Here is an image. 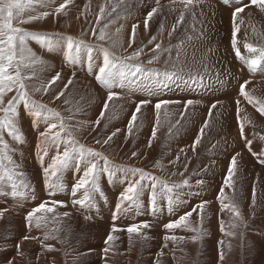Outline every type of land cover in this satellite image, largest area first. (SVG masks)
Listing matches in <instances>:
<instances>
[{
	"label": "rangeland",
	"instance_id": "rangeland-1",
	"mask_svg": "<svg viewBox=\"0 0 264 264\" xmlns=\"http://www.w3.org/2000/svg\"><path fill=\"white\" fill-rule=\"evenodd\" d=\"M21 2L24 3L25 6L22 10H14L16 12V18L13 19L12 21L13 27L19 28L23 30L22 32L28 33V37L25 39L24 45L22 46L25 49V51L23 52V57H24L23 60L20 59V53H19V48L21 47V45L19 44V41H17L18 57L16 58L15 63H17V61L18 63L21 62L19 63L21 64L20 72H21V77L23 78V83L25 85L23 89H20V91L21 92L24 91V93H26L29 104L31 105L34 102L36 107L39 108L41 114L39 116L30 114L25 109L24 101L18 99L15 104L17 112L15 117H13V119L22 135V142H17L11 135H9V132L5 128L0 127V130H2L0 131V138H2L3 141L8 145L6 155L11 161L9 162V159H5L4 152L0 150V175H3L5 177L3 181H0V194H1L0 211H3L0 212V256H1L0 259L2 260L0 261V264H9L8 263L9 261L11 262V264H20V261L22 262L21 264H29L30 262L34 264L35 262L34 259L30 257L31 256L30 253L31 252L34 253V249L37 252H39V254L43 256V258H45V260L41 258L38 264H43V263L49 264L48 262L49 258L46 257L51 255V252L57 251V249H59L58 251L62 253L60 247H64V249L66 248L65 249L66 254L62 253L63 255L61 256L62 260L60 264H64V262L66 264L67 260L68 262H70L69 264H75V263L96 264L95 262L91 263L92 259H94L93 255H91L90 253L91 251L89 252V250L85 249L84 244H86L85 242L90 243L91 241L94 242L97 241L98 239H100V242L102 243L103 241L102 237H104L105 234L107 235L108 232L112 233L113 234L112 236L114 237L113 244L111 245V252L109 254L112 257L119 259L118 261L121 262L122 264H127V262L124 261V258L129 256L128 252L132 256L131 264H151L152 262L154 263L155 261H158L160 259L165 260L166 263L167 262L171 263L173 261L171 257L172 254L167 253V250L169 249L171 250V247L174 248L175 246L176 248L178 247L180 249L181 248L189 249L188 253L187 254L185 253V255L190 261L191 248L189 247V245H187V243L189 242L188 235H190L193 232V230H195V233L197 234L193 232L190 236L193 238V236L196 235L195 238H197L198 241L197 239H195V241H197L196 244L197 246L195 247L196 249H191L194 253L196 252V254H194L196 259L195 258L192 259L191 264L192 263L211 264L210 262L212 261L215 262V260L217 259H222L217 244L218 242H221V232L227 235L228 234L227 228L229 227H233L234 229H236V231L238 232H236L235 230L234 231L236 232V235L239 237L238 239L237 238L234 239L230 237L229 238L230 245H233L235 248H238V245L241 244L240 246L250 248L247 247V245L250 246L249 244L251 243L254 244V243L252 237L250 236L251 233L248 232H250L251 230H252L251 232H255L257 227H262V225L264 226V216H263L264 215L263 212L264 211V201H263L264 176L261 177L262 174H260L261 176L257 175L259 176L258 178L257 176H255L257 181L254 178L253 183L250 182L251 179L253 178V172L257 171L259 164L264 168V163L258 162V161H264V155H263L264 151H262L264 149L263 146L264 145L263 143L264 114H261V112L258 110L264 108V93H262L263 103L259 102V99L261 100V98L258 97L257 94L251 96L250 90L249 93L246 92L247 98L245 96L239 95L240 100L236 98L233 100V102L231 99L225 97L226 94L230 93L228 89L229 88L228 82L234 79L233 76L234 71L230 72L229 70L226 71V73H224L221 67L217 68L216 65H218V63L215 61L216 59L214 57H217L219 55L222 57V59H224V57L216 49V47H214L213 49L210 48L206 50V52H211L209 54L212 55V57H209L208 53H206L205 56L202 55L203 53L201 51L204 50L201 44L202 41L205 42L210 40L211 30H209L208 28L209 25L208 19L199 11H194L195 12L194 15L190 11L185 12L183 14H178L172 10H168V9L162 10L160 7L155 5L152 6L150 5L151 7L149 5H144L143 7L140 6L138 8H134L133 5H136L135 1H131L128 3V6L131 7L129 10L131 12L125 11V9H124L125 13L124 11L123 12L118 11V8L116 6L117 10H115L112 14H110V16L108 14L98 16L96 30L94 32L95 35H93V38L91 39L92 43L95 42L100 43V41L101 43L103 42L99 38L100 37L99 34H102L104 31H106L108 24H110L112 20H115L116 17L119 19H124L122 23H125L126 16L136 13L135 14L136 16L139 15L141 18L144 17L143 20L144 19L146 20L148 13L153 8L156 9V7H158L159 9H161V12L155 13L156 15H154L153 18H150L151 20L148 19V24L152 22L151 23L152 27L149 25L151 27V28L149 27V30L150 31L152 30L151 32L154 34L151 37L155 36V39H157V44H159L160 47H162L166 51L163 53V55H161L162 53L159 52L160 50L152 51L150 53H146L144 51L145 52L144 55L136 57L132 60H128L125 59V57H127L126 55L129 54L122 56L118 55V57L114 56V51H111L112 49H110L109 47L110 44L108 42L109 38L105 37L106 41L104 46L108 48V52L103 54H108L110 62L116 64V67L113 68L112 71L114 73L117 72L110 87L109 86L106 87L101 83H98L95 78L96 74L99 72L97 70L99 69V67L103 66L104 58L103 56L101 57L99 55L97 49H95L94 47L91 46L92 50H90L88 48L89 46H86L88 52L82 47L81 43L83 42L81 41V39L83 41L84 38L88 39L89 34L85 35V37H82V33L78 34L79 26L75 27V31L72 32V34H66L67 35L66 37L70 39L69 41L65 39L66 42H64V49H66V55L63 54L65 61L64 60L62 61V63L65 65L64 67L61 66L62 64H60L61 63L60 60H58L54 56L49 55L52 50L51 47L55 48L54 46H55V42L58 40L57 39L58 35H62L66 33V32H61L63 30L62 26L64 24V21L67 19V18L65 19L64 16L65 14L66 17L68 16L70 9L71 7L74 6L73 4H75V2H73V0L71 1L47 0V3L45 0L44 1L21 0ZM56 2L57 5L55 6ZM119 2L124 3L126 2V0H119ZM65 3L66 6L62 8L59 12H57V8H60L61 4H65ZM79 6L80 4L78 5V7ZM41 8L43 9V11H41ZM188 8H190V4L188 7H186V9ZM196 8L199 9L198 7ZM35 9H39L42 13H46V12L48 13V9H49V13L52 16L49 13H48L49 15L47 16L49 17L51 16L50 17L52 20L51 22H53V23L50 22L51 23L50 25L52 26V27L50 26L51 27L50 30L45 28L44 22L48 20V18L45 15L42 16V18L39 21L40 22L38 25L39 29L35 28L34 25H32L31 23L20 22L21 19H23V17H27L28 12L30 13L32 10ZM192 9L195 8L192 7ZM90 11L91 13H93V0L90 1ZM181 15H183L182 20H181ZM145 20L143 21V23H145ZM65 24L67 25L66 28L68 29L72 28L69 22ZM117 24L118 22H115L113 23V25L112 24L110 25H112L113 28L115 27V29L117 30L119 28L120 30H123V27L117 26ZM238 26L240 27L239 24ZM120 30L116 31L117 33H114V35H118V33H120ZM258 32L259 33L262 32V34H264V30L258 29ZM169 33H171V35H169ZM211 34L213 35V33ZM237 34H239V31H237ZM229 35H231V41H232L233 36L232 34ZM218 38H219L218 36H214V40H215L214 42H218L217 41ZM88 40H90V38ZM196 41H199L197 42L198 43L197 47L199 49L198 53H200V56H198L197 54L194 55V48L195 45L197 44ZM70 42H72L71 50L67 49V47L69 46L68 43ZM248 43L257 50H264V47L261 46L258 47V46H254V43H250V42ZM136 47L138 48L142 47L143 49H145L146 43L144 42L143 44L137 45ZM55 49L58 52L60 50L59 47ZM128 51L129 50H126V52ZM165 53H167L166 56L164 55ZM258 53L261 54V52ZM69 54L72 56V58H74V60L76 61L75 63L66 62L67 56ZM110 54L111 55L113 54L112 57ZM258 56L261 58L264 57L261 55ZM196 57L198 59H196ZM101 58H103V61L100 62L99 59ZM114 58L116 59L118 58V59L115 61ZM150 59L153 61L152 63L148 62ZM209 60L211 61L214 60L213 61L214 63L212 64L211 62L210 64L208 63L204 66L203 64ZM188 61H197V65L194 66V68L190 66L188 67ZM199 61H203V64H201ZM117 63L119 66L117 65ZM135 65L139 66L140 71H136V68L132 67ZM68 67L71 69H69ZM214 67L215 70H213ZM52 69H54L53 70L54 73L50 72L52 71ZM92 69L94 70L92 71ZM69 70L70 71L76 70L73 72L74 76L72 74L74 78H75V74L76 77L78 78L79 76L78 74L84 72L82 70H86V72H88L87 74L89 75L86 80L81 82V84L76 83L77 82L76 80H78L76 78H75L76 80L74 78L73 79L71 78V83H69V78L72 77L69 76L68 74ZM8 71L13 76H15L14 74L16 72L15 66L8 69ZM120 71H124L125 73L123 78H120V76L118 75ZM56 72L59 73L60 76L58 80L56 79L57 82L56 80L53 82V75L55 77V75L57 74ZM61 72L65 74L63 75L61 74ZM42 73H44L45 75ZM47 73L48 75L51 74L52 79L50 78V76L46 75ZM66 74H68L67 76L69 77H67ZM31 77L32 78L34 77L33 78L34 80ZM116 77L119 80H117ZM35 79L39 81L38 85ZM50 84L51 86H49ZM14 88L12 92L7 93V95L5 96V101L10 99L12 96H19V92L16 90V88L15 89ZM60 88L62 92L59 91ZM245 89H248L246 85H245ZM38 90L41 92H39ZM57 91L61 92L59 96V102H57L61 107L59 109L60 112L58 111L59 117L53 116L51 115L52 114L51 113L49 115L50 120L48 119V122L50 124L52 122L56 123L57 128L52 129L53 130L51 131L52 134L49 135V139L47 138V142H45L44 137H42L40 133L44 132L49 127L50 124L48 126L46 125L44 126L45 124L44 121H46L45 115L47 113V108L45 106L46 103L44 102H46L45 100H48L50 96L55 94ZM259 91H264V89L261 88L259 89ZM110 92L114 94L111 100L108 99ZM211 93L212 94L220 93L219 98L212 99V97H210ZM92 97H94V99H92ZM191 99H193L192 103L187 104L186 102L191 101ZM207 99H209L210 101H208ZM164 100L170 101V103L165 104L163 103ZM235 100L236 102H234ZM141 101H147L148 103L140 104ZM238 101L240 105H238L237 103ZM94 102H96L97 104H95ZM112 102H114L115 104ZM116 103L118 105H122L121 107L123 109H121L120 106L118 108V105ZM128 103L130 105H128ZM158 103L161 105L159 109L155 107L156 104ZM257 103L258 104L260 103V105H258ZM138 104L140 105V110L137 112L136 109ZM41 105L43 106L42 108L40 107ZM252 106H255L256 109L253 110ZM116 109L119 110L121 109L122 111L123 110L124 111L119 112V110ZM87 110L88 113L91 115V119H92L91 122L94 124L92 125L91 123V128H94L96 126L97 120L100 119V121L98 123L99 125H97L98 127L97 126L95 127L96 130L95 128L94 129L90 128L89 130L91 134L90 137L91 140L88 141V139H86L88 141L86 143L89 144L91 143L92 147H88L86 145L83 146L85 149L90 148L94 152L101 153V155L93 156L85 152L84 158L83 160H81L78 145L80 144L81 146L82 144L78 139L81 138V136L84 135L85 133L81 132L82 130L80 131L79 128H77L72 122H70L71 120L69 118L72 117L71 115L73 113H78V115H81L83 111H87ZM240 111H243L244 113ZM133 113H135L136 115L135 120H132ZM0 116L3 117L4 113L2 112L1 114L0 112ZM57 117H58V121H56ZM121 120L122 122H124L125 120L124 128H125L126 138L124 143H121V148L116 152V154L118 155L119 152L122 150H123L122 152L124 151L125 152L123 156H120V158H115L110 156L108 153H106L105 149H107L109 145L113 144L115 139L118 137V134L121 129L120 127L121 124H119L121 123ZM33 121H35V126H33ZM117 121H119V123ZM129 121H132L131 131L129 130ZM61 123H63L64 125L63 131H59ZM241 126H243L244 138L241 137ZM72 128L74 129L77 128V129L72 131ZM153 129L157 131L155 133L156 137H153V132H152ZM201 129H203L202 133H201ZM57 132L60 133L59 140H57L55 137V134ZM129 132L130 134L134 133L135 135L133 136L129 135ZM33 133L36 135L35 138L37 139L35 140L36 145L34 144L35 146L33 148V151H31V149L28 147L29 144L31 143L30 139L32 140ZM198 136L200 137L199 142L195 145V147H193L192 144L197 139ZM100 137H102L103 139ZM109 137H111V139H113L114 137V139L111 140L109 139ZM50 138L53 140H51ZM92 138L95 139L93 140ZM96 138L100 139L101 144L96 143ZM69 139L70 140L72 139V141L74 142L72 145L71 143H68ZM99 139H97V141H99ZM135 139L136 140L139 139V140L136 141ZM105 140L109 141L106 143V145L104 143ZM150 140H151V146H149ZM138 142L140 143L138 144ZM246 142L250 143L251 145L250 148L246 146ZM95 144L97 145L94 146ZM116 145H118V143ZM55 146H57L56 148L57 153L61 155L66 147L69 149L75 148L76 151H74L73 153L74 158L70 161L69 165L66 168H60L59 166H57L58 171L55 176H52L51 172H49V184L59 185V187L56 188H49L45 186L44 170L41 167L45 165V162L48 163L47 164L48 167H46L47 169L49 168L50 165L53 164L55 158L51 157L50 151H52V149ZM255 146L257 148H255ZM133 149L134 151L137 150L138 153L139 151L141 152L143 151V153L141 154L142 155L141 159L135 158L133 153H136V155L139 154L137 152H134ZM253 152L256 155H253L252 154ZM231 155L232 158L234 156L236 157L237 163L236 165L233 166L234 171L232 177L230 178V182H229L230 186H226L224 184V180L225 177L228 175V168L230 165V161L232 159ZM87 156L94 158V160L92 159L91 163H95L97 165V177L95 183L96 186H98L99 191L96 192L91 184L86 185V188L88 190V195L90 196V201H86L85 206L83 207L79 205L80 207L77 210H75L73 208L74 205L71 202L66 201L64 198H66L65 196H70L72 194L71 196L74 200L75 197L76 198L80 197L81 199H84L85 189L82 188L79 191H77L75 195H73L72 187H73V177H75L76 179L78 175H81L78 178L80 179L81 177H83V174L85 170L88 168V166L90 167L91 163H89V165H86ZM105 159H107L108 161L107 165H105ZM130 160L135 165L128 163ZM225 161H228V163L227 165H224L225 168H222L221 167L223 166L222 163ZM35 162L40 164L39 167L37 163L35 164ZM106 167H107V171L104 170ZM24 169L26 170L24 171ZM133 169L143 170L144 179L141 180V172L133 171ZM39 170L42 172H40ZM34 172L37 175L34 174ZM22 173L25 175L28 174L27 179L29 181L25 179L26 177L25 175L23 176ZM9 174H11V179H8ZM32 174L33 177L29 176ZM137 180H141V184L143 185V188L140 191L137 202L136 203H133L132 201L121 202L119 200L121 193L126 191L127 187ZM36 181L38 183H36ZM254 181L256 183H254ZM153 183L156 184L155 190H153L152 188ZM261 183H263V185H261ZM41 184L42 185L44 184L43 185L44 187ZM118 184L120 185L118 186ZM146 187L148 188L146 189ZM222 187L224 188L223 196L220 195V191H221L220 188ZM38 188L40 190H38ZM119 190L120 191L122 190L123 192H120ZM50 193H54V194H50ZM8 194H10L9 195L10 197H8ZM153 194L155 195V211H153V207L151 204V198L153 197ZM257 197H259V199ZM169 200L172 201L171 205H169ZM248 200L251 201L248 202ZM54 201L63 202V206H61L60 204H54L53 203ZM203 202H207V203H205L203 209H201L199 205H201ZM36 203H38L39 205L41 203H45L46 207H52L54 209L52 212H46L41 210L34 214V216L39 215L37 216L39 227L42 230H45V234L47 235L46 237L49 240L40 234L36 235L33 232H29L28 229L26 231L27 234H25L24 231L23 236H19L18 238H16L17 234L16 233L13 234V232L15 231L14 228L12 229V227L14 226L13 225L14 221H12L11 219L12 215L13 214L19 215L21 213L24 218L26 214L31 213L33 212L34 209L38 208L39 205ZM118 203L121 204V208L119 210L116 207ZM252 203H254V208ZM28 204H33L32 205L33 207L31 206L29 209L23 210L22 208L27 206ZM221 205H224L226 209L229 208V210L232 208L234 209V207L236 206L237 208H235L234 210L237 209L239 210L236 211L239 213V215L237 216H241L244 214L245 217H247L249 215L248 218H251L252 220L251 219L249 220L248 218L246 220L244 216H241L242 218L244 217L243 220L241 217H236L235 214L234 217L235 219L232 220L233 222L227 220L223 221L222 217H220L222 216L223 214L222 212L224 210V209L222 210ZM240 206L244 208L243 210H246L245 213L248 214L247 216L245 213L242 214V212L244 211ZM248 206L250 207L251 210L249 209ZM170 207H171V211L169 210ZM64 208L65 209L67 208L66 210L72 211L70 213L73 216L74 214H76L74 216L75 219L72 218L70 215H67L66 217L64 215L65 212H62ZM217 209L218 212H215ZM247 210L251 212H248ZM85 211L87 214L85 213ZM80 212H83V214L85 213L84 214L85 216L84 215L82 216ZM111 212L113 213L111 214ZM188 212H191V215L188 216L186 221L179 226L178 233H176L178 227H176V229L172 228L171 230L165 227L170 222L178 220L181 216H184ZM255 212L256 214L258 213L260 216L258 214L257 216ZM1 213L4 214L7 213L6 214L7 216L3 214L4 216L1 217ZM109 213L111 217L112 216L115 217L113 218V220L112 218L107 219ZM4 217H6V220ZM61 218L63 220H61ZM238 218H241V220L245 222H243L242 224V222L238 220ZM236 219L238 221H236ZM110 220H112L115 224L110 225ZM66 221L67 222L71 221L70 223L73 226H71L70 223L67 224ZM8 222L11 224H9ZM223 222L226 223V225ZM144 223H147L148 227L138 228L137 233L134 232L130 234L126 231V229L130 226L141 225ZM246 223L248 224L246 225ZM191 224L192 226L194 225L193 226L194 228L191 227ZM114 226L121 230L113 232L111 229H113ZM101 230L103 233L101 232ZM126 232L128 233V235ZM169 235L170 237L173 236L176 237V239H165V237H169ZM25 236L30 237L29 239H27L29 245H27L26 243L22 244L21 240H23V237ZM37 236L39 238L42 237L40 238L42 241L39 240ZM33 237H35L34 240ZM128 238L129 239L133 238L136 248L134 250L133 247H130L129 251L127 252L126 247L129 244ZM216 239L219 240L217 241ZM13 240H16L18 242L21 241L19 242L20 245L19 243H16L11 246ZM163 240H165V245L162 246ZM168 240H172V241L168 242ZM106 242L108 243V240ZM49 244L50 245L52 244L54 246V250L51 247L49 248ZM174 244H177L178 246ZM17 245H19V248L16 247ZM21 245L22 246L25 245V247L24 246L23 247L25 248L26 251L24 250L23 247H21ZM167 245L168 247H166ZM14 247L18 250L20 249L25 252L24 257H21V260L18 259V261L15 263L12 262L11 254L13 255V253L17 252L18 250L16 251L15 249L13 253H11L12 250H10V248H14ZM33 247L34 249H32ZM206 247H209L207 248L208 250L206 249ZM31 249L33 251L30 252ZM2 250L6 251L5 252L6 254L4 253L5 255L1 254ZM211 251L212 252L215 251L216 253L215 252L212 253ZM244 251L247 257L251 255L250 249ZM212 255L214 258H212ZM96 259H99V257H95L94 260ZM42 260H44L45 262ZM104 261L105 259L101 262V264H105Z\"/></svg>",
	"mask_w": 264,
	"mask_h": 264
},
{
	"label": "bare ground",
	"instance_id": "bare-ground-1",
	"mask_svg": "<svg viewBox=\"0 0 264 264\" xmlns=\"http://www.w3.org/2000/svg\"><path fill=\"white\" fill-rule=\"evenodd\" d=\"M25 1V0H24ZM27 1V0H26ZM44 1V0H43ZM46 1V3H47V0H45ZM62 1H64V0H62ZM66 1H71V0H66ZM90 1L91 0H73V2H75V4H73L74 6L73 7H71V9H70V11H69V13H68V16L66 17V14H65V21H64V24H63V30L61 31V32H66L65 34H62V35H58V40L55 42V48H57V47H59L60 48V50H59V52L58 51H56V49L55 48H53V47H51V52H50V56H54V57H56L58 60H60L61 61V63L60 64H62L61 66H65L63 63H62V61L64 60V57H63V54H65L66 55V49H64V42H66L65 41V39H67V41H69V38L68 37H66L67 35L66 34H72V32H74L75 31V27H78L79 26V28H78V34H80V33H82V37H85V35H87V34H89V36H88V39L90 38V40H88L87 38L85 39L84 38V41H85V43H84V41L81 39V41L83 42V43H81L82 44V47L87 51V49H86V46H89L88 48L90 49V50H92V47H94L95 49H97V51H98V53H99V55L102 57L103 56V58H104V56H105V54H103V53H107L108 52V48H106V46H104L105 45V39L106 38H109V47H110V49H112L111 51H114V56H117L118 57V55L120 56H122V55H126V54H132V53H134L135 51H137V50H140V49H142V51H141V53H140V55L139 56H142V55H144V53L146 52V53H150V52H152V51H158V50H160L159 52H161L162 54L161 55H163V53L164 52H166L162 47H160L159 49H156V45H157V39H153V38H155V36H153V37H151L152 35H154L150 30H149V27L151 26V23H149V24H147V29L145 28V23H143V21L145 20H143V18L144 17H140L139 15H135V14H131V15H128V16H126V19H125V23H122V21L124 20V19H119V18H117L116 17V19L115 20H112L111 21V23L110 24H112L113 25V23H115V22H118V24H117V26H122L123 27V30H120V28L117 30V29H115V27L113 28L112 27V25H110V24H108V26H107V30L106 31H104L102 34H99V36H101V35H103L104 36V39H101L103 42L101 43V41H100V43H92L91 42V39L93 38V35H94V32H95V30H96V25H97V18H98V16H100V15H106V14H108L109 16H110V14H112L115 10H117L116 9V6H117V8H118V11H121V12H123L124 11V9H125V11H128V12H131V11H129L130 10V8L131 7H129L128 6V3L129 2H131V1H135V3H136V5H133V2H132V5H133V7L134 8H138V7H140V6H144V5H155V6H158V7H160L162 10H172V11H174V12H176V13H178V14H183V13H185V12H191V13H193L194 15H195V12L194 11H199L200 13H202L207 19H208V22H209V25H208V28H209V30H211V33H213V35L210 33V40H208V41H202V46H203V49L204 50H202L201 52L203 53L202 55L203 56H205V54L206 53H211V52H206V50L207 49H210V48H214V47H216V49L223 55V57H224V59H222V57L219 55V56H217V57H214L216 60V62L218 63V65H216L217 66V68H219V67H221L222 68V70L224 71V73H226V71H229L230 70V72H232V71H234L233 72V76H234V79L233 80H231V81H229L228 82V85H229V91H230V93H228V94H226L225 95V97H227V98H229V99H231L232 100V102H233V100L234 99H239V95H240V86L242 85V84H245V82L247 81L248 83L247 84H245L247 87H248V89H245L246 90V92L247 93H249V90H250V95L251 96H253V95H255V94H257L258 95V97H260L261 98V100L259 99V102H261V103H263L262 102V93H264V91H259V89H264V71H263V67H261L260 68V70H259V72L256 74V75H253L252 73H250L248 70H247V68H245L244 66H243V64H242V62L241 61H239L237 58H236V54H235V52H234V50H233V45H232V41H231V35H229V34H232L233 33V16H232V14H233V9H229V8H227V7H225V6H223L222 4H220L217 0H193V2L190 4V8H188V9H186V6H185V4H184V2H183V0H158V2H157V0H126V2H124V3H122V2H119V0H93V13H91V11H90ZM59 2V1H58ZM61 2V1H60ZM45 3V4H46ZM63 3V2H62ZM24 4V3H23ZM49 4V3H48ZM55 4V3H54ZM80 4V6L78 7V5ZM50 5V4H49ZM57 5V2H56V4H55V6ZM65 5H66V3H65ZM51 6V5H50ZM107 6V7H106ZM150 6V7H151ZM189 5H187V7H188ZM40 7V6H39ZM69 7V6H68ZM158 7H156V12L155 13H159V12H161V9H159ZM192 7H194L195 9H192ZM196 7H198L199 9H197ZM45 8V7H44ZM101 9H103V11H101ZM152 9V8H151ZM178 9H180V10H178ZM46 10V9H45ZM51 10V9H50ZM184 10H186V11H184ZM41 11H43V9L41 8ZM39 9H35V10H32L30 13L28 12V14H27V17H23V20H28V17H37V19H34V20H30V21H28V22H26V23H31L32 25H34V27L35 28H38V25H39V21H40V19L42 18V16H44L43 15V13L41 12ZM125 11H124V13H125ZM46 12V11H45ZM51 12V11H50ZM167 12V11H166ZM47 13V12H46ZM48 13H49V9H48ZM153 14V16L151 17V18H153L154 17V15H156V14ZM50 14V13H49ZM48 14V15H49ZM126 14H127V12H126ZM25 15H26V13H25ZM51 15V14H50ZM91 15H92V17H91ZM52 16V15H51ZM50 16V17H51ZM19 17H21V16H19ZM46 17L48 18V20L46 21V22H44L45 23V28H47V29H49L50 30V28L52 27L50 24L51 23H53V22H51L52 20H51V18L49 17V16H47L46 15ZM146 17V16H145ZM148 17V16H147ZM146 17V18H147ZM201 17H202V15H201ZM54 19V18H53ZM63 19V18H62ZM105 19V18H104ZM18 20V19H17ZM101 20V19H100ZM151 20V19H150ZM177 20V19H176ZM15 21V20H14ZM129 21V22H128ZM51 22V23H50ZM54 22H55V20H54ZM67 22H69L70 24H71V26H72V28H66V24L65 23H67ZM100 22V21H99ZM253 22H254V24H253ZM42 23V22H41ZM235 23H236V27L238 28V30L237 31H239V34H238V39L241 41V44H236V48L237 49H240V50H242L243 51V47H244V45L245 44H249L248 42H250V43H254V46H258V47H264V34H262V32L261 33H259L258 32V29L259 30H264V11H261V8H259V7H256V8H253L252 10H247V11H245L243 14H241V15H237V17H236V21H235ZM240 25V27L238 26V24ZM59 24V23H58ZM55 25V24H54ZM57 25V24H56ZM136 26V28H135V33H133V26ZM150 25V26H149ZM51 26V27H50ZM259 27V28H257V27ZM62 27H60V28H62ZM106 27V26H105ZM152 27V26H151ZM150 27V28H151ZM24 28H25V26H24ZM55 28V27H54ZM54 28H53V30H54ZM39 29V28H38ZM42 30V29H41ZM49 30H48V32H49ZM120 30V33H118V35H114V33H117L116 31H119ZM23 31V30H22ZM29 31V30H28ZM52 31V30H51ZM58 31V30H57ZM56 31V32H57ZM70 32V33H69ZM77 32V31H76ZM97 32V31H96ZM100 33V32H99ZM50 34V33H49ZM76 34V33H75ZM56 35V34H55ZM156 36H158V35H156ZM207 36H208V34H207ZM214 36H218L219 38H218V42H214L215 40H214ZM106 37V38H105ZM113 38V39H112ZM164 38V37H163ZM49 39V38H48ZM95 39V38H94ZM161 39V38H160ZM96 40V39H95ZM97 41V40H96ZM98 41V42H99ZM34 42V41H33ZM146 43V50L145 49H143L142 47H136L137 45H140V44H143V43ZM197 42H199V41H196V43ZM200 42H201V40H200ZM78 43V42H77ZM159 43V42H158ZM32 44V43H31ZM37 44V43H36ZM69 44V43H68ZM79 44V43H78ZM197 45H198V43L195 45V48H194V55L195 54H197L198 56H200V53H198L199 52V49H198V47H197ZM212 45H214V46H212ZM39 46V45H38ZM92 46V47H91ZM41 47V46H40ZM39 47V48H40ZM67 49H69V47H67ZM31 50V49H30ZM29 50V51H30ZM44 50V49H43ZM126 50H129L128 52H126ZM81 51V50H80ZM85 51V52H86ZM145 51V52H144ZM215 51V50H214ZM88 52V51H87ZM126 52V53H125ZM246 52H249L248 50L246 51ZM257 52H260L259 50L257 51ZM101 53V54H100ZM117 53V54H116ZM216 53V52H215ZM219 53V54H220ZM84 54V53H83ZM153 54V53H152ZM166 54L167 53H165L164 55L166 56ZM29 55V54H28ZM108 55V54H107ZM111 55V54H110ZM113 55V54H112ZM112 55H111V57H112ZM129 55H126V56H129ZM160 55V54H159ZM201 55V56H202ZM215 55V54H214ZM209 57H212V55H208ZM18 57V56H17ZM157 57V56H156ZM155 57V58H156ZM170 57V56H169ZM169 57H168V59H169ZM226 57V58H225ZM103 58H101V59H99L100 60V62L101 61H103ZM143 58V57H142ZM181 58V57H180ZM205 58V57H204ZM27 59V58H26ZM74 59V58H73ZM115 59V61L118 59H116V58H114ZM134 59V58H133ZM196 59H198L197 57H196ZM208 59V58H207ZM19 60V59H18ZM129 60V59H128ZM132 60V59H131ZM156 60V59H155ZM160 60V59H159ZM164 60V59H163ZM167 60V59H166ZM202 60V59H201ZM65 61V60H64ZM214 60H209V61H207L206 63H204L203 64V61H199L201 64H203L204 66L206 65V64H210L211 62H212V64L214 63L213 62ZM67 62V61H66ZM165 62V61H164ZM183 62V61H182ZM17 63H18V61H17ZM19 63H21V62H19ZM163 63V62H162ZM176 63V62H175ZM32 64V63H31ZM160 64V63H159ZM21 65V64H20ZM43 65V64H42ZM51 65V64H50ZM77 65V64H76ZM117 65H118V63H117ZM197 65V61H188V67L190 66V67H192V68H194V66H196ZM45 66V65H44ZM48 66V65H47ZM54 66V65H53ZM119 66V65H118ZM200 66V65H199ZM215 66V65H214ZM34 67V66H33ZM46 67V66H45ZM55 67V66H54ZM102 67V66H101ZM202 67V66H201ZM213 67V66H212ZM69 68V67H68ZM67 68V69H68ZM100 68V67H99ZM10 69V68H9ZM50 69V68H49ZM56 69V68H55ZM65 69V68H64ZM63 69V70H64ZM69 69H71V68H69ZM74 69V68H73ZM85 69V68H84ZM211 69V68H210ZM21 70V69H20ZM51 70V69H50ZM53 70L54 69H52V71H50L51 73L53 72ZM81 70V69H80ZM94 69H92V71H93ZM213 70H215V67H214V69ZM217 70V69H216ZM38 71V70H37ZM42 71V70H41ZM59 71V70H58ZM74 71H76V70H74ZM73 70L72 71H68V74H69V76H72V74H73V76H74V72ZM82 71H84V72H81V73H79L78 75V78L76 77V74H75V78L76 79H78V80H76L73 76L72 77H70V78H74L77 82L76 83H80L81 84V82L82 81H84V80H86L87 79V77H88V75L89 74H87L88 72H86V70H82ZM97 71H99V69L97 70ZM39 72V71H38ZM60 72V71H59ZM79 72V71H78ZM33 73V72H32ZM44 73H45V71H44ZM44 73H42V74H44ZM54 73V72H53ZM57 73V72H56ZM117 73V72H116ZM209 73V72H208ZM15 74V73H14ZM26 74H28V73H26ZM50 74V73H49ZM61 74H63L62 72H61ZM65 74V73H64ZM63 74V75H64ZM68 74H66V76L68 75ZM212 74H213V71H212ZM35 75H37V74H35ZM40 75V74H39ZM45 75V74H44ZM46 75H48V73L46 74ZM26 76V75H25ZM48 76H50V78L52 79V76H51V74L50 75H48ZM47 76V77H48ZM56 76V75H55ZM66 76H65V78H66ZM69 76H67V77H69ZM28 77V76H27ZM53 77H54V75H53ZM207 77V76H206ZM32 78V77H31ZM34 78V77H33ZM32 78V79H33ZM69 78V79H70ZM90 78V77H89ZM117 78V77H116ZM121 78V77H120ZM30 79V78H29ZM39 79V78H38ZM42 79V78H41ZM46 79V78H45ZM44 79V80H45ZM48 79V78H47ZM93 79V78H92ZM34 80V79H33ZM36 80V82H37V85H38V83H39V81L37 80V79H35ZM43 80V81H44ZM58 80V79H57ZM57 80H56V82H57ZM89 80V79H88ZM117 80H119L118 78H117ZM117 80H116V83H117ZM122 80V79H121ZM59 81H60V79H59ZM68 81V80H67ZM90 81V80H89ZM35 82V81H34ZM40 82H41V80H40ZM44 83V82H43ZM59 83V82H58ZM123 83V82H122ZM33 85V84H32ZM43 85V84H42ZM47 85V84H46ZM65 85V84H64ZM87 85V84H86ZM89 85V84H88ZM116 85V84H115ZM45 86V85H44ZM49 86H51V84L49 85ZM91 86V85H90ZM36 87V86H35ZM69 87V86H68ZM77 87V86H76ZM110 87V86H109ZM112 87V86H111ZM41 88V87H40ZM46 88V87H45ZM48 88V87H47ZM86 88V87H85ZM114 88V87H113ZM127 88H128V86H127ZM15 89V88H14ZM50 89V88H49ZM64 89V88H63ZM87 89V88H86ZM125 89H126V87H125ZM101 90H103V89H101ZM39 91V90H38ZM41 91H42V89H41ZM41 91H39V92H41ZM52 91V90H51ZM59 91H61V88L59 89ZM59 91H57L55 94H53V95H51L50 96V98L48 99V100H45L46 102H44V103H46L45 104V106H46V108H47V113H46V117H45V120L47 121H44V126L46 125V126H48L50 123L48 122V119L50 118V114L51 113H58V111H59V109L61 108L60 107V105L57 103V102H59V96H60V93L62 92H59ZM68 91H69V89H68ZM89 91V90H88ZM121 91V90H120ZM192 91V90H191ZM24 92V91H23ZM28 92V91H27ZM46 92V91H45ZM48 92V91H47ZM50 92V91H49ZM35 93V92H34ZM51 93V92H50ZM85 93V92H84ZM189 93V92H188ZM45 94V93H44ZM63 94V93H62ZM75 94V93H74ZM86 94V93H85ZM93 94V93H92ZM220 94V93H219ZM219 94H216V93H214V94H212L211 93V96L210 97H212V99L213 98H215V99H218L219 98ZM35 95V94H34ZM36 95H37V93H36ZM77 95H78V93H77ZM39 96V95H38ZM37 96V97H38ZM93 96V95H92ZM105 96V95H104ZM155 96V95H154ZM106 97V96H105ZM193 97V96H192ZM102 98V97H101ZM197 98V97H196ZM195 98V99H196ZM32 99H34V98H32ZM36 99V98H35ZM92 99H94V97H92ZM99 99V98H98ZM211 99V98H210ZM211 99V100H212ZM228 99V100H229ZM244 99V98H243ZM39 100V99H38ZM44 100V99H43ZM63 100V99H62ZM87 100V99H86ZM116 100V99H115ZM118 100V99H117ZM131 100H133V99H131ZM193 99H191V101H192ZM208 101H210L209 99H207ZM240 100V99H239ZM255 100H256V98H255ZM89 101V100H88ZM106 101V100H105ZM104 101V102H105ZM121 101V100H120ZM136 101V100H135ZM165 101V100H164ZM196 101V100H195ZM213 101V100H212ZM223 101V100H222ZM244 101V100H243ZM97 102H98V100H97ZM103 102V101H102ZM109 102H111V101H109ZM134 102V101H133ZM137 102V101H136ZM161 102V101H160ZM163 102V101H162ZM234 102H236V100L234 101ZM41 103V102H40ZM92 103V102H91ZM95 104H97L96 102H94ZM112 103H114V102H112ZM111 103V104H112ZM210 103V102H209ZM215 103V102H214ZM241 103V102H240ZM43 104V103H42ZM83 104V103H82ZM99 104V103H98ZM101 104V103H100ZM103 104V103H102ZM105 104V103H104ZM115 104V103H114ZM113 104V105H114ZM117 104V103H116ZM122 104V103H121ZM124 104V103H123ZM231 104V103H230ZM233 104V103H232ZM258 104V103H257ZM91 105V104H90ZM110 105V104H109ZM118 105V104H117ZM117 105H116V108H117ZM128 105H130L129 103H128ZM238 105H240V104H238ZM246 105V104H245ZM248 105H250V104H248ZM258 105H260V103L258 104ZM88 106V105H87ZM93 106V105H92ZM96 106H99V105H96ZM119 106L121 107L122 105H118V108H119ZM154 106V105H153ZM244 106V105H243ZM262 106V105H261ZM62 107H63V105H62ZM65 107V106H64ZM239 107V106H238ZM247 107V106H246ZM96 108V107H95ZM240 108V107H239ZM252 108H253V110L254 109H256L255 108V106H252ZM73 109V108H72ZM89 109V108H88ZM94 109V108H93ZM97 109V108H96ZM98 109H101V108H98ZM113 109V108H112ZM121 109H123L122 107H121ZM119 110V109H116V110H119V112L120 111H122V110ZM243 109V108H242ZM246 110V109H245ZM249 110V109H248ZM247 110V111H248ZM42 111V110H41ZM72 111V110H71ZM74 111V110H73ZM97 111V110H96ZM124 111V110H123ZM122 111V112H123ZM44 112V111H43ZM60 112V111H59ZM118 112V111H117ZM136 112V111H135ZM236 112V111H235ZM240 112H243V111H240ZM84 113V114H83ZM83 113L81 114V115H78V113H73L71 116L72 117H70L69 119L71 120L70 122H72L77 128H79L80 129V131L81 132H83V133H85L84 135H82L81 136V138H79L78 140L81 142V144L82 145H86V146H88V147H92V144L90 143H86V142H88L89 140H91V134H90V132H89V130H90V128H91V115L88 113V110L87 111H83ZM103 113V112H102ZM125 113V112H124ZM233 113V112H232ZM244 113V112H243ZM1 114H2V112H1ZM117 114V113H116ZM52 115V114H51ZM61 115V114H60ZM97 115V114H96ZM99 115V114H98ZM118 115V114H117ZM239 115V114H238ZM243 115V114H242ZM65 116V115H64ZM93 116H94V114H93ZM92 116V117H93ZM120 116V115H119ZM125 116V115H124ZM1 117V116H0ZM59 117V116H58ZM58 117H57V120H56V118H55V120L56 121H58ZM66 117V116H65ZM100 117V116H99ZM98 118V117H97ZM30 119V118H29ZM53 119H54V117H53ZM68 119V118H67ZM95 119H96V117H95ZM127 119V118H126ZM259 119V118H258ZM50 120V119H49ZM55 120H53V121H55ZM69 121V120H68ZM99 121H100V119H99ZM63 122V121H62ZM118 123H119V121H117ZM27 123H28V121H27ZM52 123H54V122H52ZM64 123V122H63ZM56 124V123H55ZM119 124H121V129H120V132H119V134H118V137L115 139V141H114V143L113 144H111V145H109V147L107 148V149H105V151H106V153H108L110 156H112V157H115V158H120V156H123V154H124V152H122V151H120L119 152V154L117 155L116 154V152L118 151V150H120V148H121V143H124V141H125V138H126V135H125V128H124V124H125V120H124V122H122V120H121V123H119ZM26 125V124H25ZM59 125V124H58ZM92 125H94L93 123H92ZM97 125H99V124H96V126ZM117 125V124H116ZM200 125V124H199ZM43 126V127H44ZM95 126V127H96ZM94 127V126H93ZM94 127V128H95ZM98 127V126H97ZM117 127V126H116ZM21 128V127H20ZM77 128H75V129H77ZM94 128H91V129H94ZM115 128V127H114ZM113 128V129H114ZM197 128V127H196ZM3 129V128H2ZM66 129V128H65ZM74 128H72V131L73 130H75ZM71 130V129H70ZM95 130H96V128H95ZM94 130V131H95ZM98 130H100V129H98ZM118 130V129H117ZM154 130V129H153ZM0 131H2V130H0ZM53 131V130H52ZM54 131H56V130H54ZM60 131V130H59ZM67 131V130H66ZM131 131V130H130ZM141 131V130H140ZM197 131V130H196ZM102 132V131H101ZM107 132V131H106ZM153 132V131H152ZM151 132V133H152ZM157 131H155V133H156ZM112 133V132H111ZM117 133V132H116ZM132 133V132H131ZM150 133V134H151ZM250 133V132H249ZM50 134H52V133H50ZM63 134V133H62ZM65 134V133H64ZM81 134V133H80ZM93 134V133H92ZM97 134V133H96ZM104 134V133H103ZM110 134V133H109ZM108 134V135H109ZM54 135V134H53ZM53 135H51V136H53ZM98 135V134H97ZM102 135V134H101ZM113 135V134H112ZM129 135H135L134 133L133 134H130V132H129ZM94 136V135H93ZM96 136V135H95ZM36 137V135L33 133V135H32V140L30 139L31 138V135H30V141H31V143L29 144V147L28 148H30L31 149V151H33V148H34V146L36 145L35 144V140L37 139V138H35ZM61 137H64V136H61ZM103 137V136H102ZM102 137H100V138H102ZM137 137H139V136H137ZM142 137H143V135H142ZM156 137V136H155ZM52 138V137H51ZM50 138V139H51ZM105 138V137H104ZM192 138V137H191ZM45 139V138H44ZM43 139V140H44ZM48 139H49V137H48ZM86 139H88V141L86 140ZM93 140L95 139V138H92ZM97 139H99V138H96V143H97ZM103 139V138H102ZM113 139H114V137H113ZM113 139H111V140H113ZM51 140H53V139H51ZM70 140V139H69ZM75 140V139H74ZM136 140V139H135ZM139 140V139H138ZM138 140H136V141H138ZM191 140V139H190ZM194 140V139H193ZM71 141H72V139H71ZM99 141H100V139H99ZM108 141V140H107ZM145 141V140H144ZM73 142V141H72ZM109 142V141H108ZM146 142V141H145ZM144 142V143H145ZM191 142V141H190ZM45 143V142H44ZM74 143V142H73ZM73 143H71V145L73 144ZM93 143V142H92ZM118 143V145H116ZM140 142H138V144H139ZM264 143V142H263ZM35 144V145H34ZM42 144V143H41ZM94 144V143H93ZM101 144V143H100ZM147 144V143H146ZM192 144V143H191ZM197 144V143H196ZM195 144V145H196ZM51 145V144H50ZM97 144H95L94 146H96ZM99 145V144H98ZM106 145V144H105ZM144 145V144H143ZM42 146V145H41ZM67 146V145H66ZM79 147H80V144L78 145ZM140 146V145H139ZM191 146V145H190ZM192 146H193V144H192ZM225 146V145H224ZM264 146V145H263ZM47 147V146H46ZM69 147V146H68ZM128 147V146H127ZM130 147V146H129ZM144 147V146H143ZM228 147V146H227ZM57 146H55L53 149H52V151H50L51 152V157H53V158H55L56 156H57ZM87 148V147H86ZM94 148V147H93ZM231 148V147H230ZM255 148H257L256 146H255ZM261 148V147H260ZM263 148V147H262ZM90 149V148H89ZM95 149V148H94ZM128 149V148H127ZM141 149V148H140ZM192 149H193V147H192ZM126 150V149H125ZM237 150V149H236ZM239 150V149H238ZM258 150V149H257ZM264 150V149H263ZM45 151V150H44ZM127 151V150H126ZM133 151H134V149H133ZM231 151V150H230ZM244 151V150H243ZM28 152V151H27ZM42 152V151H41ZM49 152V151H48ZM132 152V151H131ZM134 152H137L138 153V151L136 150V151H134ZM39 153V152H38ZM104 153V152H103ZM105 153V154H106ZM143 153V151L141 152V151H139V155H135V158L137 159V158H139V159H141L142 157V154ZM236 153V152H235ZM244 153V152H243ZM254 153V152H253ZM252 153V154H253ZM260 153V152H259ZM12 154V153H11ZM35 154V153H34ZM101 154V153H100ZM145 154V153H144ZM233 154V153H232ZM88 155V154H87ZM149 155V154H148ZM152 155V154H151ZM230 155V154H229ZM264 155V154H263ZM262 155V156H263ZM26 156V155H25ZM35 156V155H34ZM126 156V155H125ZM129 156V155H128ZM12 157V156H11ZM36 157V156H35ZM38 157V156H37ZM230 157V156H229ZM39 158V157H38ZM37 158V159H38ZM122 158V157H121ZM231 158H232V155H231ZM230 158V159H231ZM51 159V158H50ZM92 159L94 160V158H91L90 156H87L86 157V165H89V163H91V161H92ZM108 159V158H107ZM112 159V158H111ZM30 160H31V157H30ZM33 160V159H32ZM35 160V159H34ZM123 160H124V158H123ZM203 160V159H202ZM8 161V160H7ZM45 161V160H44ZM44 161H43V163H44ZM205 161V160H204ZM38 162V161H37ZM37 162H35V164L37 163ZM112 162V161H111ZM206 162V161H205ZM222 162V161H221ZM2 163V162H1ZM8 163V162H7ZM20 163V162H19ZM128 163H130V164H133V165H135L134 163H132V161L130 160ZM227 163H228V161H225V162H223L222 164H223V166H221L222 168H225L224 167V165H227ZM9 164V163H8ZM11 164V163H10ZM38 164V163H37ZM40 164H41V161H40ZM40 164H38V167H39V165ZM47 162H45V165L44 166H42L41 168L43 169V170H45V169H47L46 167H48L47 166ZM20 165V164H19ZM21 165H22V163H21ZM91 165V164H90ZM123 165V164H122ZM125 165V164H124ZM37 166V165H36ZM147 166H149V165H147ZM87 167V166H86ZM89 167V166H88ZM140 167V166H139ZM220 167V168H221ZM199 168V167H198ZM86 169V168H85ZM154 169V168H153ZM216 169V168H215ZM26 169H24V171H25ZM197 170V169H196ZM255 170V169H254ZM23 171V172H24ZM40 171V170H39ZM28 172V171H27ZM36 172V171H35ZM34 172V174H36ZM40 172H42V171H40ZM123 172V171H122ZM19 173H21V172H19ZM119 173V172H118ZM121 173V172H120ZM224 173V172H223ZM122 174V173H121ZM260 174H262V176L260 175ZM22 175L24 176L25 174H23L22 173ZM28 175V174H27ZM27 175H25V179H27ZM37 175V174H36ZM257 175H259V176H261V177H263L264 176V168L262 167V166H260V164H259V166H258V169H257V171L256 172H253V178L251 179V181H250V179H249V181L251 182V183H253V179L255 178V176H257ZM29 176H31V177H33V174L32 175H29ZM81 175H78L77 176V178L75 179V177H73V185L75 184V183H77L78 182V178L80 177ZM107 176V175H106ZM120 176V175H119ZM125 176V175H124ZM127 176V175H126ZM212 176V175H211ZM259 176H257V178L259 177ZM123 177V176H122ZM223 177V176H222ZM30 178V177H29ZM36 178V177H35ZM32 179V178H31ZM30 179V180H31ZM34 179V178H33ZM41 179V178H40ZM126 179V178H125ZM256 179V178H255ZM28 180V179H27ZM38 180V179H37ZM117 180V179H116ZM25 181V180H24ZM29 181V180H28ZM256 181H257V179H256ZM216 182H218V181H216ZM30 183V182H29ZM36 183H38L37 181H36ZM42 183V182H41ZM117 183V182H116ZM250 183V184H251ZM254 183H256L255 181H254ZM221 184V183H220ZM219 184V185H220ZM42 185V184H41ZM44 185V184H43ZM42 185V186H43ZM120 184H118V186H119ZM261 185H263V183H261ZM33 186V185H32ZM116 186V185H115ZM44 187V186H43ZM217 187V186H216ZM221 187V186H220ZM121 188V187H120ZM148 187H146V189H147ZM252 188V187H251ZM117 189V188H116ZM119 189V188H118ZM221 189V188H220ZM263 189H264V186H263ZM37 190V189H36ZM38 190H40L39 188H38ZM252 190V189H251ZM120 191V190H119ZM97 192V191H96ZM120 192H123L122 190L120 191ZM251 192V191H250ZM41 193V192H40ZM146 193H147V190H146ZM114 194H116V193H114ZM1 195V194H0ZM10 194H8V197H10L9 196ZM72 195V194H71ZM65 196L66 198H64L66 201H69V202H71L74 206H73V208L75 209V210H77L80 206V204H74L73 203V201H75V200H81V198L80 197H78V198H76L75 197V200L72 198V196ZM118 195V194H117ZM255 196V195H254ZM256 197V196H255ZM2 198V197H1ZM244 198V197H243ZM258 199H259V197H257ZM256 198V199H257ZM3 199V198H2ZM100 199V198H99ZM98 199V200H99ZM227 199V198H226ZM253 199V198H252ZM257 199V200H258ZM103 200V199H102ZM102 200H101V203H102ZM109 201V200H108ZM249 201H251V200H248V202ZM256 201V200H255ZM264 201V200H263ZM235 202V201H234ZM234 202H232V203H234ZM15 203V202H14ZM30 203H33V202H30ZM36 204H38V203H36ZM107 204V203H106ZM236 204V203H235ZM14 205V204H13ZM33 204H28L27 206H25V207H23L22 209L23 210H25V209H29L31 206H32ZM39 205V204H38ZM247 205H248V203H247ZM252 205H253V208H254V203H252ZM10 206V205H9ZM222 206V205H221ZM245 206V205H244ZM259 206V205H258ZM1 207V206H0ZM33 207V206H32ZM37 207V206H36ZM104 207V206H103ZM230 207V206H229ZM231 207H232V205H231ZM234 207V206H233ZM240 207H242V206H240ZM249 207V206H248ZM252 207V206H251ZM4 208V207H3ZM235 208H237L236 206L234 207V209ZM239 208V207H238ZM252 208V209H253ZM67 209V208H66ZM65 208H64V210L62 211V212H65V213H68V215H70L72 218H74L75 219V215L76 214H74V216L70 213V212H72V211H69V210H66ZM93 209V208H92ZM108 209V208H107ZM224 210H223V214H222V216H220V213H219V216L220 217H222V220L223 221H225V220H227V221H232L233 219H235L234 217H235V213H236V211L238 210H234L233 208L232 209H230L229 210V208H223ZM240 209V208H239ZM244 208L242 207V210H243ZM248 209V208H247ZM249 209H250V207H249ZM256 209H258V208H256ZM263 209V208H262ZM2 210V209H1ZM16 210V209H15ZM103 210V209H102ZM109 210V209H108ZM107 210V211H108ZM242 210H241V212H242ZM251 210V209H250ZM91 211V210H90ZM239 211V210H238ZM244 212H242V214L243 213H245V211L246 210H243ZM248 212H251V211H249V210H247ZM258 211V210H257ZM256 211V212H257ZM0 212H3V211H0ZM5 212V211H4ZM61 212V213H62ZM84 212V211H83ZM83 212H80L81 214H82V216L86 213V211H85V213L83 214ZM109 212V211H108ZM215 212H218V209L215 211ZM247 212V213H248ZM256 212H255V214H256ZM264 212V211H263ZM60 213V214H61ZM113 212H111V214H112ZM261 213V212H260ZM4 213H1V217L2 216H7L6 214L7 213H5L4 215H3ZM87 214V213H86ZM90 214V213H89ZM246 214V213H245ZM250 214V213H249ZM252 214V213H251ZM258 214V213H257ZM256 214V215H257ZM27 215V214H26ZM101 215V214H100ZM248 214H246V216H247ZM259 215V214H258ZM257 215V216H258ZM37 216H39V215H37ZM37 216H34L33 217V219H32V221H31V226H29V223L26 221V219H25V217L26 216H24V218H23V215L20 213L19 215H16V214H13L12 215V221H14V226L12 227V229L14 228V231L15 232H13V234L14 233H16L17 234V236H16V234H15V236H16V238H18L19 236H23L24 234V231H25V234H27L26 233V231H27V229H28V231L29 232H33V233H35L36 235H42L43 237H46L47 235L45 234V230H42L39 226L37 227V224H38V217ZM61 216V215H60ZM60 216H59V218H60ZM66 217H67V215H65ZM85 216V215H84ZM103 216V215H102ZM203 216V215H202ZM241 216H244L245 217V215L243 214V215H241ZM241 216H237L236 215V217H241ZM249 216V215H248ZM248 216L247 217H245L246 218V220H247V218H248ZM252 216V215H251ZM254 216V215H253ZM260 216V215H259ZM264 216V215H263ZM9 217V216H8ZM63 217V216H62ZM93 217V216H92ZM91 217V218H92ZM243 217V218H244ZM255 217V216H254ZM5 218V220H6V217H4ZM83 218V217H82ZM95 218V217H94ZM97 218V217H96ZM99 218V217H98ZM112 218V220H113V218H115V217H111L110 216V213H109V216L107 217V219H111ZM190 218V217H189ZM204 218V217H203ZM242 218V217H241ZM241 218H238V220H240L241 222H242V224H243V222H245V221H242L241 220ZM242 218V219H243ZM256 218V217H255ZM66 219V218H65ZM64 219V220H65ZM85 219V218H84ZM201 219V218H200ZM249 220L251 219V218H248ZM10 220V219H9ZM61 220H63L62 218H61ZM60 220V221H61ZM67 220V219H66ZM68 220H71V219H68ZM90 220V219H89ZM112 220H110V225H114L115 223L112 221ZM237 219H236V221H238ZM244 220V219H243ZM252 220V219H251ZM263 220V219H262ZM82 221V220H81ZM117 221V220H116ZM194 221V220H193ZM200 221V220H199ZM11 222V221H10ZM65 222V221H64ZM71 221H69V222H67L66 221V223L67 224H69ZM73 222V221H72ZM105 222V221H104ZM233 222V221H232ZM241 222H239V223H241ZM251 222V221H250ZM261 222V221H260ZM9 223V222H8ZM106 223V222H105ZM109 223V222H108ZM117 223V222H116ZM197 223V222H196ZM224 223V222H223ZM235 223V222H234ZM259 223V222H258ZM9 224H11V223H9ZM225 225H226V223H224ZM248 223H246V225H247ZM255 224H257V223H255ZM263 224V223H262ZM70 225H71V223H70ZM202 225V224H201ZM244 225H245V223H244ZM250 225V224H249ZM251 225H252V223H251ZM71 226H73V225H71ZM194 226V225H193ZM192 226V224H191V227L192 228H194ZM219 226V225H218ZM223 226V225H222ZM260 226V225H259ZM67 227V226H66ZM110 227V226H109ZM112 227V226H111ZM196 227V226H195ZM201 227V226H200ZM203 227V226H202ZM236 227V226H235ZM242 227V226H241ZM188 228V227H187ZM225 228V227H224ZM251 228V227H250ZM101 229V228H100ZM104 229V228H103ZM124 229V228H123ZM176 229V228H175ZM195 229H197V228H195ZM223 229V228H222ZM226 229V228H225ZM228 229V234L227 235H225V233H223V232H221V242H218V244H217V247H218V250L220 251V253H221V256H222V259H217V260H215V262H210L211 264H264V226L262 225V227H257V229H256V231L255 232H251L252 230V228L250 229L251 231L250 232H248V233H251L250 234V236L252 237V239H253V243L254 244H249L250 246H248L247 245V247H250V248H246V247H243V246H240V245H238V248H235L233 245H230V240H229V238L230 237H232V238H234V239H238L239 237L236 235V232H238V231H236V229H234L233 227H229V228H227ZM112 230V229H111ZM125 230V229H124ZM171 230V229H170ZM190 230V229H189ZM198 230H199V228H198ZM197 230V231H198ZM200 230H202V229H200ZM236 232H235V231ZM108 231H109V229H108ZM166 231H167V229H166ZM174 231V230H173ZM178 231H179V227H178V229H177V232L176 233H178ZM246 231V230H245ZM244 231V232H245ZM101 232H102V230H101ZM193 232L195 233V230H193ZM192 232V233H193ZM224 232H226V231H224ZM241 232V231H240ZM10 233V232H9ZM103 233V232H102ZM127 233V232H126ZM137 233V232H136ZM139 233V232H138ZM173 233V232H172ZM171 233V234H172ZM190 233V232H189ZM191 233V234H192ZM29 234V233H28ZM96 234V233H95ZM97 234H98V232H97ZM113 235L112 233H110V232H108L107 233V235L105 234L104 235V237H102V239H103V241H102V243L100 242V239H98L97 241H94V242H85L86 244H84V246H85V249L86 250H89V252L91 253V255H93V258L95 259V257H99V259H96V260H94V259H92V262L91 263H93V262H95L96 264H101V262L105 259V261H104V263L105 264H122L121 262H119L118 260L119 259H117V258H115V257H112L109 253L111 252V245L113 244V240H111V241H108V243L106 242L107 241V237L109 236V235ZM140 234V233H139ZM163 234V233H162ZM162 234H161V236H162ZM174 234V233H173ZM186 234V233H185ZM190 234V235H191ZM195 234H197V233H195ZM243 234V233H242ZM246 234V233H245ZM34 235V234H33ZM127 235H128V233H127ZM178 235H180V234H178ZM182 235H183V232H182ZM190 235H188V240H189V242L187 243V245H189V247L191 248V249H196L195 247L197 246L196 244H197V241H198V239H197V241H195ZM52 236V235H51ZM137 236V235H136ZM141 236V235H140ZM166 236V235H165ZM168 236V235H167ZM185 236V235H184ZM193 236V235H192ZM244 236V235H243ZM38 237V236H37ZM123 237H124V235H123ZM127 237V236H126ZM133 237V236H132ZM169 237H170V235H169ZM193 237H196V235H194ZM214 237V236H213ZM219 237H220V235H219ZM39 238V237H38ZM40 238H42V237H40ZM39 238V240H41ZM47 238V237H46ZM50 238V237H49ZM139 238V237H138ZM159 238H160V236H159ZM162 238V237H161ZM178 238V237H177ZM11 239H13V238H11ZM32 239V238H31ZM48 239V238H47ZM129 239V238H128ZM201 239V238H200ZM212 239V238H211ZM17 240V239H16ZM16 240H13L12 241V243H11V246L12 245H14V244H16V243H19V242H21L22 241V244H27V245H29V242H28V240H21V241H16ZM34 240V239H33ZM49 240V239H48ZM51 240V239H50ZM67 240V239H66ZM217 240V239H216ZM219 240V239H218ZM217 240V241H218ZM250 240V239H249ZM36 241H37V239H36ZM42 241V240H41ZM45 241H47V240H45ZM44 241V242H45ZM52 241V240H51ZM124 241V240H123ZM141 241V240H140ZM167 241V240H166ZM169 241H172V240H168V242ZM216 241V242H217ZM252 241V240H251ZM32 242V241H31ZM40 242V241H39ZM65 242V241H64ZM179 242V241H178ZM33 243V242H32ZM31 243V244H32ZM37 243H38V241H37ZM100 243H101V246H100ZM121 243V242H120ZM161 243V242H160ZM53 244V243H52ZM50 245L49 244V248L51 247V248H53V250H54V244L53 245ZM126 244V243H125ZM124 244V245H125ZM173 244V243H172ZM178 244V243H177ZM177 244H174V245H177ZM201 244V243H200ZM214 244V243H213ZM19 245H20V243H19ZM33 245V244H32ZM37 245V244H36ZM39 245V244H38ZM46 245V244H45ZM163 245H165V240H163L162 241V246ZM173 245V246H174ZM184 245H186V244H184ZM199 245V244H198ZM24 247H25V245H23ZM22 245H21V247H23ZM48 246V245H47ZM46 246V247H47ZM65 246H66V244H65ZM142 246V245H141ZM154 246V245H153ZM158 246V245H157ZM161 246V247H162ZM178 246V245H177ZM17 247V246H16ZM20 247V248H21ZM23 247V248H24ZM76 247V246H75ZM130 247H133L134 248V250H135V242H134V240H133V238L132 239H129V244L127 245V247H126V250H127V252L129 251V248ZM165 247V246H164ZM166 247H168V245L166 246ZM29 248V247H28ZM57 248V247H56ZM83 248V247H82ZM108 249V251L105 253V251H104V249ZM207 248H209V247H206V249ZM16 248L14 247V248H10V250H12L11 251V253H13L14 252V250H15ZM32 249H34V247L32 248ZM30 250V252L31 251H33V250ZM66 249V248H65ZM65 249H64V247H60V250H61V252L62 253H65ZM168 249V248H167ZM167 249H165V250H167ZM190 249V261H189V259L187 258V256L185 255V253L187 254L188 253V250L189 249H185V248H176V246L173 248V247H171V250L169 249V250H167V253H170V254H172L171 255V257H172V259H173V261L170 263V262H165V260H163V259H160V260H158V261H155L154 263L152 262L151 264H155V263H157V264H191V262H192V259H194L195 258V255L194 254H196V252L194 253L192 250ZM205 249V248H204ZM248 249H250L251 250V255L250 256H246V253H245V251L244 250H248ZM18 249H16V251H17ZM24 250H25V248H24ZM59 249H57V251H53V252H51V255H49L48 257H46V258H49V260H48V262H49V264H60L61 263V260H62V253H60L59 251H58ZM124 250V249H123ZM122 250V251H123ZM198 250V249H197ZM208 250V249H207ZM207 250H206V252H207ZM213 250V249H212ZM26 251V250H25ZM45 251V250H44ZM51 251V250H50ZM194 251H196V250H194ZM6 251H3L2 250V255H5L6 253H5ZM157 252V251H156ZM212 252V251H211ZM213 252H215V251H213ZM212 252V253H213ZM5 253V254H4ZM24 251L23 250H18L17 252H14L13 253V255L11 254V258H12V262L13 263H15V262H17L18 261V259H20L21 260V257H24ZM42 253V252H41ZM105 253V254H104ZM216 253V252H215ZM248 253V252H247ZM48 254V253H47ZM66 254V253H65ZM69 254V253H68ZM71 254V253H70ZM73 254V253H72ZM145 254V253H144ZM163 254V253H162ZM204 254V253H203ZM30 257H32L33 259H34V264H38L40 261L39 260H41V258H43V256L42 255H40L39 254V252H37L35 249H34V253H30ZM126 255V254H125ZM128 255L129 256H127V257H125L124 258V261H126L127 262V264H131V260H132V256H131V254H129V252H128ZM137 255H138V253H137ZM141 255V254H140ZM185 255V256H184ZM217 255V254H216ZM78 256V255H77ZM85 256V255H84ZM170 256V255H169ZM168 256V257H169ZM210 256V255H209ZM1 257V256H0ZM3 257V256H2ZM28 257H29V255H28ZM35 257V258H34ZM69 257V256H68ZM163 257V256H162ZM165 257V256H164ZM4 258V257H3ZM8 258H9V256H8ZM76 258V257H75ZM90 258V257H89ZM212 258H214L213 257V255H212ZM44 260H45V258H43ZM70 259V258H69ZM196 259V258H195ZM209 259V258H208ZM9 260H10V258H9ZM44 260H42V261H44ZM207 260V259H206ZM0 261H2L1 259H0ZM6 261V260H5ZM8 261V260H7ZM28 261V260H27ZM27 261H26V263H27ZM65 261V260H64ZM88 261H89V259H88ZM135 261V260H134ZM168 261V260H167ZM10 262V261H9ZM8 262V263H9ZM45 262V261H44ZM75 262V261H74ZM150 262V261H149ZM22 262L20 261V264H21ZM42 263V262H41ZM70 262H68V260L66 261V264H69ZM124 263V262H123ZM142 263V262H141ZM29 264H32V262H30ZM44 264V263H43ZM64 264H65V262H64ZM76 264V263H75ZM85 264H90V263H85ZM193 264V263H192Z\"/></svg>",
	"mask_w": 264,
	"mask_h": 264
},
{
	"label": "snow or ice",
	"instance_id": "snow-or-ice-1",
	"mask_svg": "<svg viewBox=\"0 0 264 264\" xmlns=\"http://www.w3.org/2000/svg\"><path fill=\"white\" fill-rule=\"evenodd\" d=\"M158 2V0H157ZM185 6L187 7V5L191 4L193 2V0H183ZM250 3L252 5H259L261 7V11H264V0H250ZM24 4L21 2V0H0V112L4 113L3 117H0V127L5 128L8 132L9 135H11L17 142H22V135L20 133L19 128L16 126L15 121L13 119V117H15L16 115V101L19 100H23L24 101V106L25 109L30 113V114H34L36 116H39L40 110L39 108L36 107L35 103L33 102V104H29L28 100H27V95L24 92H21L20 89H23L25 87L24 83H23V78L21 77V72H20V64L19 63H15L16 58H17V54H18V50H17V41H19V44L21 45V47L19 48V53H20V59L23 60V52L25 51V49L22 47L24 45V41L25 39L28 37V33L26 32H22L21 29L19 28H15L13 27L12 21L13 19L16 18V12L14 10H22L24 8ZM66 5L65 4H61L60 8H57V12H59L62 8H64ZM101 11H103V9H101ZM157 10L155 8H153L149 13H148V17L145 20V28L147 29V24H148V19H150L153 14L156 12ZM244 8L243 7H237L235 8V10L233 11V39H232V45H233V50L237 56L238 59H241V54L239 52V50L236 48V44H237V27H236V17L237 14L240 12H243ZM43 15H48V13H43ZM37 19V17H28V20H23L21 19V23H26L30 20H34ZM183 19V15H181V20ZM135 28L136 26H133V33H135ZM95 35V33H94ZM169 35H171V33H169ZM100 39H104V36L101 35L99 37ZM70 39V38H69ZM155 39V38H153ZM69 50H71L72 48V42L69 43ZM160 45L157 44L156 45V49H159ZM245 48L249 51V52H257L258 50L256 48H254L253 46L249 45V44H245ZM142 49L135 51L134 53L130 54L129 56L125 57V59H133L136 57H139L140 53H141ZM261 52V56H264V50H259ZM67 62L69 63H75L76 61L72 58V56L69 54L67 56ZM149 63H152L153 61L150 59L148 61ZM257 63V61L253 60L252 64L255 65ZM15 66L16 68V72H15V76H13L11 73H9L8 69ZM116 67L115 63H111L109 56L107 54H105L104 56V62H103V66L99 68V72L96 74L95 78L97 80L98 83H101L102 85L108 87L112 84L116 73H114L112 71L113 68ZM136 68V71H140V68L138 65L132 66ZM121 78L124 77L125 73L124 71H120L118 74ZM60 76L59 73L56 74L55 77H53V82L58 79ZM69 83H71V78L69 79ZM248 82L246 81L245 84H247ZM245 84H242L240 86V95L242 96H246L245 93ZM16 88V90L19 92V96H12L10 99H8L7 101H5V96L7 95L8 92H12L13 88ZM114 94L113 93H109V97L108 99L111 100L112 96ZM148 103L147 101H141L140 104H145ZM163 103L167 104L170 103V101H164ZM187 104H191L192 101H188L186 102ZM239 104V101L237 102ZM107 106V103H106ZM160 104H156V108L159 109L160 108ZM41 108L43 107L42 105L40 106ZM140 110V105H137V109L136 111L138 112ZM261 114H264V108L258 109ZM53 116H58V113H52ZM136 119V115L135 113H133L132 116V120ZM99 123V120H97V124ZM33 126H35V121H33ZM206 126V124H205ZM132 127V121H129V130H131ZM57 128V125L55 123H51L49 125V127L42 133H40V135L42 137L45 138V142H47V138L49 137L52 129ZM64 130V125L63 123H61L60 125V131ZM203 132V129H201V133ZM55 137L57 140L60 139V133L57 132L55 134ZM153 137H155V129L153 130ZM241 137L244 138V132H243V126H241ZM109 139H111V137H109ZM200 137L198 136L197 139L193 142V147H195V144L199 142ZM55 142V141H53ZM108 141L105 140L104 143L106 144ZM68 143H73L71 140L68 141ZM97 143H100V141H97ZM149 146H151V140L149 141ZM246 146H248L249 148L251 147L250 143L246 142ZM8 149V145L7 143H5L3 141L2 138H0V150H2L4 152V158L5 159H9L6 155V151ZM74 151H76L75 148L69 149V148H65V150L63 151L62 155L61 154H57V156L54 159V162L52 165L49 166L48 169L44 170V176H45V186L49 187V188H56L59 187V185H55V184H49V172H51L52 176H55L57 174L58 171V167L60 168H66L70 161L74 158L73 153ZM264 151V150H262ZM85 152H87L90 155L93 156H100L101 154L98 152H94L92 149H85L83 145H81L79 147V154H80V159L83 160L84 158V154ZM46 154V152H45ZM133 155L135 156L136 153H133ZM239 155V154H237ZM253 155H256L255 153H253ZM9 162L10 159H9ZM260 163H264V161H258ZM237 160L236 157L234 156L231 161H230V165L228 168V175L225 177L224 180V184L226 186H230V178L233 175V166L236 165ZM108 164L107 159H105V165ZM105 171H107V167L104 169ZM133 171L136 172H141V180L144 179V175H143V170L140 169H133ZM96 177H97V165L95 163H91L90 167H88L84 174L83 177H81L77 183H75L72 187V193L73 195L76 194L77 191H79L80 189H85V195H84V199L81 200H75L73 201L74 204H80L82 207L85 206L86 201H90V196L88 195V190L86 188V185L91 184L93 189L95 191H99L98 186H96ZM5 179V177L3 175H0V181H3ZM8 179H11V174L8 175ZM155 179V178H153ZM141 180H137L134 183L130 184L126 191H124L123 193H121L119 200L121 202L124 201H132L133 203H136L140 194V191L143 188V185L141 184ZM152 188L153 190H155L156 188V184L153 183L152 184ZM224 193V188H221L220 191V195L223 196ZM50 194H54V193H50ZM54 204H60L61 206H63V202L60 201H54ZM207 202H203L201 205H199V207L201 209H203L204 204ZM151 204L153 207V211H155V195L153 194V197L151 198ZM172 204V201L169 200V205ZM117 209L119 210L121 208V204L118 203L116 205ZM224 205H222V210H223ZM46 211V212H52L54 209L52 207H46L45 203H41L38 208L34 209L33 212L28 213L25 217L26 221L29 223V226H31V221L34 217V214L36 212L39 211ZM171 211V207L169 209ZM236 215H239L238 212L235 213ZM64 215H68V213H64ZM191 215V212L186 213L184 216H181L178 220H175L173 222H170L169 224H167L165 227H167L168 229H172V228H176L179 227L181 224H183L187 217ZM87 218V217H86ZM39 226V224H37V227ZM140 227H148L147 223L141 224V225H133L130 226L126 229V231L128 233H134L137 232L138 228ZM121 229L116 228L115 226L113 227L112 231H120ZM30 237L25 236L23 237L24 240L29 239ZM113 236L110 234L107 237L108 241L113 240ZM33 239H35V237H33ZM165 239H176V237H165ZM193 239L195 240L196 238L193 237ZM17 247L19 248V245H17ZM105 252L108 251V249H104ZM9 264H11V262H9Z\"/></svg>",
	"mask_w": 264,
	"mask_h": 264
}]
</instances>
